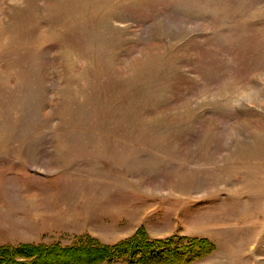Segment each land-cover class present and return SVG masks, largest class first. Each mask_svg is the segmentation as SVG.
<instances>
[{
    "label": "rangeland",
    "instance_id": "obj_1",
    "mask_svg": "<svg viewBox=\"0 0 264 264\" xmlns=\"http://www.w3.org/2000/svg\"><path fill=\"white\" fill-rule=\"evenodd\" d=\"M0 264H264V0H0Z\"/></svg>",
    "mask_w": 264,
    "mask_h": 264
},
{
    "label": "trees",
    "instance_id": "obj_2",
    "mask_svg": "<svg viewBox=\"0 0 264 264\" xmlns=\"http://www.w3.org/2000/svg\"><path fill=\"white\" fill-rule=\"evenodd\" d=\"M133 243H135V241H131V242H128L127 244H133ZM124 244H126V242L124 243ZM123 244V245H124ZM124 248H126L127 250H129V248L127 247V246H123ZM144 246H142V245H140V248H143ZM150 249V248H149ZM139 251H142V252H144V250H139ZM34 252H35V250H34ZM103 252H105V251H103ZM38 253V252H37ZM37 255V254H36ZM108 255V254H107ZM110 255V254H109ZM38 256V255H37Z\"/></svg>",
    "mask_w": 264,
    "mask_h": 264
}]
</instances>
